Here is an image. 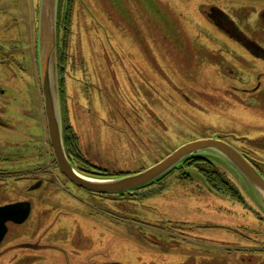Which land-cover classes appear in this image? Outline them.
Listing matches in <instances>:
<instances>
[{
    "label": "rangeland",
    "instance_id": "374dc122",
    "mask_svg": "<svg viewBox=\"0 0 264 264\" xmlns=\"http://www.w3.org/2000/svg\"><path fill=\"white\" fill-rule=\"evenodd\" d=\"M80 2L73 6L62 71L69 120L81 134L78 149L91 162L79 164L80 173L134 174L186 144L221 137L264 174V62L202 11L219 5L264 48V0ZM40 4L0 0V60L7 61L0 62V118L8 122L0 126V205L33 204L26 222L9 225L0 264H264V206L215 152L202 154L236 184L240 201L213 190L190 167L193 179L174 171L159 184L118 196L87 192L60 172L36 67Z\"/></svg>",
    "mask_w": 264,
    "mask_h": 264
},
{
    "label": "water",
    "instance_id": "95a60500",
    "mask_svg": "<svg viewBox=\"0 0 264 264\" xmlns=\"http://www.w3.org/2000/svg\"><path fill=\"white\" fill-rule=\"evenodd\" d=\"M60 0H41L38 23V57L42 97L49 141L60 171L76 186L87 191L117 195L146 187L182 165L189 157L205 151L223 156L255 189L264 206V176L256 166L231 144L216 138L200 139L177 149L161 162L134 174L113 178H94L80 173L67 156L64 144L57 57V23ZM194 175L193 173H189ZM41 186L38 183L34 189ZM31 213L28 203L0 207V244L8 233V222L22 224ZM115 264V263H108Z\"/></svg>",
    "mask_w": 264,
    "mask_h": 264
},
{
    "label": "flooded vegetation",
    "instance_id": "af4514ba",
    "mask_svg": "<svg viewBox=\"0 0 264 264\" xmlns=\"http://www.w3.org/2000/svg\"><path fill=\"white\" fill-rule=\"evenodd\" d=\"M75 1L76 0H60L59 1L58 23H57V57H58V72H59V75H60V78H61L60 80L63 83V94L65 96V101H64L65 115L63 117L65 150H66V153H67L71 163L73 164L74 167L77 168L79 164L80 165L84 164V165L88 166V164L91 165L90 164L91 162H90L89 159L87 160L85 158V156L83 157V155L81 153V149L76 150L75 147L73 149H72V147L71 148L67 147L68 145H67V142H66V140L68 138L72 137V136H69L71 133H67V131H66V129L68 127L72 128L74 134L78 138L77 146L80 145V135H81L79 132H76L74 125L69 120L70 115L68 114V108H67V102H66L67 81H66V78L64 80V77L62 76V71H64V69H65L64 66H63V63L65 62V59H66V56H67L66 55L67 54V49H68V45H69V35H68L69 31H68V29L70 30V27L72 26V23H73L72 13H74V10H75V8L73 10V6H77V7H81L82 6V3L80 2V0H79V4H76V5H75ZM208 6H207L208 8H204L205 6H202V8H203L202 11H203V14L205 15V17L207 19L211 20V22H213L220 29V31H222L224 34H227L231 39L236 40V42L239 43L244 48V50L248 53V55L250 57H252L256 61H260L261 60V61L264 62V48L262 46H260L258 43H256V41L250 39L242 31L239 30V28L237 27L236 23L234 22V19H233L232 15L229 12L227 13L225 10H223L222 7H219V5L217 6V5L211 4V5H208ZM261 19H262L263 24H264V10L261 13ZM73 27H74V25L72 26V30H73ZM37 59H38V51H37V48H36V67L38 68V72H39V67H38L39 60H37ZM0 62L4 64L7 61H6V59H3V60H0ZM37 68H36V70H37ZM225 71H227L228 74H233L235 72L231 68H228ZM39 77H40V73H39ZM262 78H263V76L260 75L255 80V82H256L255 83V87L261 86ZM239 80H241V79H239ZM88 82H89V80L86 83L88 84ZM234 88L236 90L239 89V87H234ZM92 113H94L93 109H91V111H90V114H92ZM0 126L8 127V122L0 118ZM89 136L92 137L94 135L89 134ZM95 136L98 139L100 138L99 134L95 135ZM218 139H222V138L220 137ZM5 146H9L8 147L9 149H13V148L20 149V147H18V146H11V145H7V144H5ZM9 160L10 159L7 158V161H9ZM97 166H98L97 164L93 165V167H97ZM57 167H58V165H57ZM58 169H59V167H58ZM33 181L36 182L37 179H35ZM38 183H41V186L43 184L42 181L38 182ZM37 184L31 185L29 187V189H30L29 191L36 190V189H34V187ZM85 191H87V190H85ZM87 192H90V191H87ZM90 193L101 195V196H114V195H103V194H98V193H94V192H90ZM19 203H28V204H30L31 205V212H32L33 204L31 203V201H28V200L15 201V202L7 203V204L0 205V207L7 206V205H12V204H19ZM30 215H31V213H30ZM10 224H14L15 225L16 223H13V222H8L7 223L8 232H9V227H10L9 225ZM19 247L20 248H31V249L35 250V249H40V248H43V247H46V246H44V245L43 246H38V245H34L32 243H22V244H19ZM32 256L33 255H30L29 257L31 258ZM87 263L88 264H97L95 261H90V262L83 261L81 263H76V264H87ZM108 263H115V262H107L105 264H108ZM115 264H119V263H115Z\"/></svg>",
    "mask_w": 264,
    "mask_h": 264
},
{
    "label": "trees",
    "instance_id": "16d2710c",
    "mask_svg": "<svg viewBox=\"0 0 264 264\" xmlns=\"http://www.w3.org/2000/svg\"><path fill=\"white\" fill-rule=\"evenodd\" d=\"M67 133H71L69 136H72L71 138H68L66 140L67 147H72V149L75 147L76 150H78V138L74 134L71 127H68L66 129ZM195 168L197 169L200 174L203 175V177L206 179L207 183L210 185V187L215 190L216 192L231 196V198L236 199L240 201L242 199V196L236 186V184L228 177V175L221 170L211 158H209L206 155H194L189 157L187 160H185L182 165L177 167L174 171H181L185 170L186 168ZM185 175H183L184 179L190 180L189 177L190 174L188 172H184ZM161 178L160 180H162ZM158 180V181H160ZM125 195V194H121Z\"/></svg>",
    "mask_w": 264,
    "mask_h": 264
}]
</instances>
